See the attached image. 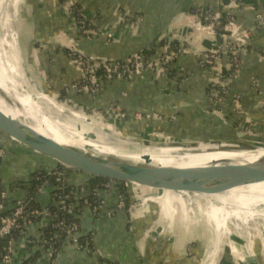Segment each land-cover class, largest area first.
<instances>
[{"label":"crops","instance_id":"crops-1","mask_svg":"<svg viewBox=\"0 0 264 264\" xmlns=\"http://www.w3.org/2000/svg\"><path fill=\"white\" fill-rule=\"evenodd\" d=\"M74 2L82 5L85 17L99 28L100 35L73 33L70 30L73 26L72 18L67 17L59 0H20L18 8L17 5H11L13 12L10 13L7 25L12 30L23 28V38L28 43L27 52L35 62L33 66L26 64L20 48L23 67L27 69L29 79L34 84L28 81L25 74V86L31 89L30 92H36V89L56 100L60 106L65 104L68 107L70 104V108L79 114L117 106L131 120L137 113L158 114L161 117L160 120L151 122L134 121L135 123L128 124L129 120L120 121L122 128L118 132L125 137L140 136L147 128H152L154 132L167 135L168 138L173 137L176 141L181 138L199 140L197 132L208 137L200 139L201 142L204 141L202 143L216 141L218 144H225L229 141L227 144L237 145V142H248V139L256 140L257 137L264 141V23H261L264 18V0H239L238 7L235 8L230 6L231 0ZM197 6L205 9L209 7L214 13L232 15L241 27L249 29L251 33L248 49L242 58L241 74L230 85L229 95L219 108L213 107L209 101L212 72L200 66L201 57L197 55L198 52H204L207 41L202 35L194 43L187 39L188 27L193 21L191 10ZM25 24L31 28L24 26ZM25 29L32 30V34L25 33ZM171 32L176 33L185 45L193 44V51L181 55L170 66L164 78L159 79L147 73L132 83L113 81L104 86L95 97L80 94L71 88L80 75L67 57L65 46L71 38L78 40L80 49L87 55L98 59L118 60L128 54L144 51ZM17 43L18 46L21 44L19 40ZM161 50L162 47H157L155 52ZM229 61V56L224 57L222 65ZM32 70L38 75L39 83ZM238 97L242 105L241 112L234 106V99ZM40 104L38 109L42 114H57L54 106L46 102ZM52 109L55 113H52ZM201 113L209 117H202ZM187 118L192 119L191 123H185ZM219 120L229 124L232 130L222 127ZM233 122L236 125L233 126ZM196 123L197 128L192 126ZM162 125H166L169 130L166 128L164 131ZM96 133L111 137L102 130H97ZM242 137L247 140L241 139ZM99 140L101 139H97ZM127 140L133 143L129 140L134 139ZM107 142H111L113 146L121 144L112 138ZM0 145V149L4 150V155L0 156V203L1 194L5 192V203L12 205L27 194L25 188L11 190L15 182L27 180L37 170L54 169L56 165L49 158L33 152L2 133ZM84 178L80 173H71L67 183L75 185ZM54 190V184L49 183L36 193L34 201L43 209L53 206ZM123 191L125 192L124 187L118 182H110L108 187L97 190V198L105 202L103 210L98 213L80 202L74 204L75 218L80 223V239L89 240V248L79 250L68 240L58 250L38 244L29 247V239L37 240L42 230L48 226L45 220H35L23 227L20 237H14L12 264H206V261H212L211 256L218 264H234L236 257L241 261L239 248L237 247L238 254L229 250L228 244L223 245L217 237L219 233L215 225L214 230L206 213H201L203 219L198 216L192 218V213L189 210L187 212L176 194L170 193L169 197L176 210L172 215L163 211L157 202L149 203L148 207H139L131 214L127 209L117 207ZM127 192L128 208L135 199L129 189L125 193ZM135 192L138 197L151 193L143 189ZM208 233L209 240H205ZM244 248L249 250L248 264H264V255L259 254V248H255L257 258L252 256L255 253L250 250L249 244H245L241 250ZM211 261L209 264H212Z\"/></svg>","mask_w":264,"mask_h":264},{"label":"built area","instance_id":"built-area-1","mask_svg":"<svg viewBox=\"0 0 264 264\" xmlns=\"http://www.w3.org/2000/svg\"><path fill=\"white\" fill-rule=\"evenodd\" d=\"M62 3V8L67 14V17L72 18L74 27L78 30H82L83 34L87 35H100L99 28L90 23L85 17L84 9L80 10L82 21L77 19V8L75 7L74 0H59ZM239 0H231L230 6L232 8L238 7ZM193 21L190 24V32L187 36L188 41L194 43L200 36L207 41L204 52H198L197 55L201 57L200 66L203 69H209L212 72L210 87H209V101L213 107L219 108L227 99L230 92V85L232 82L239 78L242 70V58L246 53L249 46L250 30L241 27L233 18L232 15H223L214 13L210 9H198L192 12ZM78 21V22H77ZM138 21V20H137ZM136 21V22H137ZM261 23H264V18L261 19ZM15 40L16 38L10 34H7ZM166 41L162 46V50L155 54L147 55L144 51L132 54L130 57L121 61L117 60H105L98 59L94 56L87 55L79 47V42L76 39L71 38L68 44L65 46L67 49V57L75 65L79 72V78L74 81L71 88L78 91L80 94L88 95L89 97H95L99 94L104 86L113 81H126L132 83L137 78H140L144 74L150 73L156 78H164L169 70L170 66L184 54L192 52L193 46L190 44L185 45L184 42H180L177 34L171 32L169 35L164 36ZM11 41V40H10ZM201 42V41H200ZM264 53V52H263ZM229 56V63L222 65L224 57ZM264 56V54H263ZM182 75V73H180ZM69 90V88L67 89ZM66 90V91H67ZM234 106L238 112L242 111V105L240 97L234 99ZM115 108L102 109L97 112L107 114L114 112L117 119L121 122L127 120V116L123 114L117 106ZM96 110V109H95ZM94 110V111H95ZM161 117L158 114H142L137 113L133 116L134 121L139 122H151L153 120H160ZM4 155V150L0 149V156ZM72 171L71 168L59 164L53 173L55 190L54 192L61 191V194H52L53 206H57L58 209L72 215L74 220L66 222L57 214H52L48 208L43 209L35 204L31 203L30 198L19 199L15 203V208L12 209L7 215H4L0 219V240L7 239L8 243L6 248L0 250V262L3 264H12L14 255V236L13 233L27 224H31L35 220H45L48 222V226L55 231L66 232L74 246L79 250H82L89 246V241L81 242L80 239V223L75 219L74 204L80 202L83 206H90L95 213L103 210L105 202L102 199L97 198V191H92L85 185L80 186V189H71L69 192H63L65 190L64 184L67 183L68 176ZM112 182V181H111ZM109 183L103 185L102 188L108 187ZM49 184V183H48ZM48 184L42 187L39 191H42ZM125 192L127 189L132 192L135 199L132 204L128 205L124 191L120 195L118 202V209H127L131 214L135 212L139 207H148L149 203L157 202L160 204L161 209L167 210V203L170 193L159 192L152 190L150 194L143 196H136V190L141 189L132 183H121ZM38 191V192H39ZM6 193L1 194L0 210L5 208ZM180 202L184 203V195H177ZM189 197V196H187ZM91 198L94 201H91ZM166 204V205H165ZM191 205V203H188ZM24 221L21 224V221ZM58 235L55 234L53 238ZM41 237V234L39 238ZM51 239L43 236L41 237V246L50 244ZM34 240L29 239V244H34ZM50 248V247H49ZM241 261L236 257L234 264H248L249 250L246 253L241 250ZM28 264V263H26ZM121 264V263H120ZM215 264H218L215 262Z\"/></svg>","mask_w":264,"mask_h":264},{"label":"water","instance_id":"water-1","mask_svg":"<svg viewBox=\"0 0 264 264\" xmlns=\"http://www.w3.org/2000/svg\"><path fill=\"white\" fill-rule=\"evenodd\" d=\"M131 55L128 54L117 61ZM196 109L200 111L198 106ZM201 116L209 117L205 113H201ZM33 120L29 116H13L0 108V133L54 161L56 167L59 164L65 165L76 172L94 178L132 183L159 192L205 197L223 195L236 189L264 184V155L253 161H221L204 165L190 163L188 160H177L169 164L155 163L156 161L150 155L140 160H133L103 154L87 145H81L76 138H72L54 125L55 128H53H57L61 136L67 137V140L74 144L61 143L54 137L38 131ZM219 123L221 126L223 124L222 127L232 130L223 120ZM44 127L47 128L46 125ZM193 140L201 142L200 139ZM247 141L264 148V143L252 139ZM237 143L240 147L246 144L245 142ZM245 147L247 149V146ZM0 148H2L1 145ZM14 208L15 203L12 205L5 203V208L0 210V213H9Z\"/></svg>","mask_w":264,"mask_h":264},{"label":"rangeland","instance_id":"rangeland-1","mask_svg":"<svg viewBox=\"0 0 264 264\" xmlns=\"http://www.w3.org/2000/svg\"><path fill=\"white\" fill-rule=\"evenodd\" d=\"M20 0H5L4 5L3 6V10L1 9V14H0V57L2 59V61L4 62L3 66L5 67L6 71L12 76V77H16L15 81L17 83V89L21 94H31L33 97V101L35 102V104L41 105V102H44L43 100H40L39 96L40 93L39 92H30V88L26 85V79H25V74L26 77L28 79V81L32 84L33 82L31 81V79H29V75L27 74V69H25V67H23V63H22V59H21V55H20V48L23 51V56H24V60L25 63L28 64L29 66L35 63L34 59H32V55L30 53H28V43L25 42V38L24 37V32H23V28L21 30H12L9 29L8 25H6V28L4 27V24H7V22L9 21V17H10V13H12V7L11 5L15 6L17 5V8L19 6ZM197 9H202L203 7L197 6ZM16 10V9H15ZM65 12V11H64ZM6 22V23H5ZM28 21H26L27 23ZM73 24V23H72ZM24 26L26 27H30V25L25 24ZM31 28V27H30ZM190 25L188 27V33L190 32ZM70 30L77 34L78 30L73 26L70 27ZM31 33L32 34V30L30 29H25V33ZM12 36H14L16 39V43L19 40V43H21L19 46H7L3 44V38L4 36H6V34H10ZM82 34V33H81ZM8 40L12 41L11 36H8ZM20 40H22L20 42ZM180 42H182L180 40ZM18 44V43H17ZM193 46V44H192ZM18 50H19V54H18ZM143 52V51H142ZM157 53V52H155ZM153 53V54H155ZM9 55V61H11L17 68V74H14L6 65V60L7 57ZM34 62V63H33ZM24 69V71H23ZM33 71V70H32ZM33 76L34 78L37 80V82L39 83V77L38 75L33 71ZM17 80L19 82H17ZM21 89H20V88ZM53 102H55L56 105H58V108H55L57 110V114H51L49 115L47 112H44L43 115H46L47 119L50 120V122L57 126L58 128H60L61 130H63L64 132L72 135V137L76 138L80 144L84 143L85 141H91L92 143L94 142L96 144V142L99 143H103V144H109L111 145V142H107L109 139H113V140H117V142H121V144L119 145H115L114 147H116L117 149H120L123 153H127V154H160V152L163 153H169L170 151H172L171 149H173L174 147L177 148H183V149H177L174 150L176 152H180L181 151H199L200 150H204L202 148H198V150L196 149L195 151H193V148H197L196 146L198 145L197 143H201L199 145V147H204L206 146L205 144H212V145H219L221 143H215V142H209V143H202L196 140H180V141H176L174 140L175 138L173 137H169L167 135H162L160 133H156L153 131L152 128H147L145 131H143V133H140L139 135L141 136H133V137H125L122 136L121 133H119L118 131H120L119 129L122 128V125H120V119H117L119 117H117V115L114 112L111 113H107V114H102L101 112H97V110L92 111L91 113L88 112L86 115L85 114H79L77 112H74V110L71 107V105L69 104L68 107L64 105L60 106L56 100H54L53 98L49 97ZM41 101V102H40ZM45 103V102H44ZM46 107V106H45ZM44 111V110H43ZM52 113H55L54 110L52 109ZM93 115V116H92ZM85 116V117H84ZM83 117V118H81ZM89 119H87V118ZM95 122H94V121ZM98 124H97V123ZM104 127V128H102ZM194 127H197V123L195 124ZM73 129V130H72ZM81 129V132H80ZM105 129H108L110 131L109 135L110 136H104L101 135L104 139H102L101 136H99L96 132L97 130H102L104 131ZM76 131V132H75ZM78 132V133H77ZM106 132V131H104ZM108 133V132H107ZM200 136L199 139H207V136H203L200 134V132H197ZM90 134V135H88ZM97 139H101L99 141H97ZM126 139H134V140H129V141H133L132 142H128V140L126 141ZM241 139H244V137H242ZM259 139V140H258ZM260 139L257 137L256 141H260ZM244 140H247L244 139ZM249 140V139H248ZM105 141V142H104ZM115 142V141H114ZM160 142L161 144H165V142H172L174 145V147H170L167 149H160L152 146V144L158 143ZM261 143H264V141H260ZM246 144H243L241 147L246 148L245 146H247V149H252V150H256L259 148H262L261 145H255V144H250L245 142ZM172 144V145H173ZM227 144V143H225ZM134 145V146H131ZM187 145H189L188 147H186ZM105 146V145H104ZM113 146V145H112ZM186 147V149H185ZM237 147H240V145ZM130 151V152H129ZM156 192V191H155ZM179 195V194H176ZM189 195H184V203H185V209L189 210L190 214L192 215L191 217H197L201 219H203V215L201 213L204 214V212L206 213L207 218L210 220V222L213 224V228L219 233V239H221V242L223 243L224 246L229 247L230 248H234L238 254V248H243L245 246V244H249V248L250 250L253 251V253H255V248H259V254H263L264 255V206H258L255 210H257V216L249 218L247 222L244 223V220H237L236 218H231L227 224L226 227L223 229H219L213 218L211 217L210 214V208H211V203H214V201H211V198L209 199V197H205V196H195V195H190L189 197H187ZM172 200V199H171ZM188 203H191V205H189ZM173 204V202H172ZM173 209L171 211H174V213L176 212L175 208L172 207ZM168 213V209L165 211ZM199 214H201L199 216ZM215 225V227H214ZM212 228V229H213ZM213 234V232H212ZM205 240H209V233L208 235H205ZM255 243V246H254ZM237 245V246H236ZM238 247V248H237ZM240 248V249H241ZM262 249V250H261ZM232 250V249H231ZM243 252L246 253L247 250H245V248L243 249ZM252 254V253H251ZM257 253L252 254V256H254L255 258H257ZM251 256V255H250ZM211 260L206 261V264H209L210 261L211 263H215L213 261V256L210 257ZM206 260V259H205ZM208 260V259H207ZM249 263V262H248Z\"/></svg>","mask_w":264,"mask_h":264},{"label":"bare ground","instance_id":"bare-ground-1","mask_svg":"<svg viewBox=\"0 0 264 264\" xmlns=\"http://www.w3.org/2000/svg\"><path fill=\"white\" fill-rule=\"evenodd\" d=\"M4 2L5 0H0V12L1 9L3 10L4 8L3 6H5ZM6 25L7 24H4L5 28ZM3 44L7 46H16L17 43L15 40L9 41L8 38L4 36ZM3 64L4 62L0 57V108H2L4 111H6L9 114H12L13 116H24V117L29 116L34 119L33 123L36 129L41 133H43L44 135L54 137L56 140H58L61 143L74 144L71 141L67 140V137L61 136V132H59L57 128L54 129L55 128L54 125L50 122L49 119H47L46 115H43L40 112V109H38V104H35V102L33 101V97H31L32 96L31 94L25 95V94H21L18 91L17 89L18 86L15 81L16 77L15 78L12 77L6 71ZM6 64H7L6 66L14 74H17V68L11 61H9V55L6 60ZM17 82L19 81L17 80ZM35 91L39 92L36 89ZM39 98L40 100H43L44 102L48 103L50 106H54V108H58V105H56L55 102H53L50 98H48L46 94L41 92ZM44 125H46L47 127L46 129ZM104 131L110 133L108 129H105ZM77 142L79 143V141ZM82 144L87 145L103 154L117 155L121 157L131 158L133 160H140L142 157L150 155L153 158V160L156 161L155 163H162V164H169L177 160H188L190 161V163H194L197 165H204V164H209L211 162H221V161H253L264 155V148L250 150L246 148L237 147V145L224 144V143H221L219 145L205 144L206 146L204 147H199L201 143H197L198 144L196 146L197 148H193L192 150L195 151L196 149L198 150V148L199 149L202 148L204 150H200V152L199 151L192 152L191 150L190 151L185 150V151H181L182 153L174 151L183 148L174 147V145H172L173 144L172 142H165V144H161L160 142H158L152 144V146L159 148V150L174 147L173 149H171L172 151H170L169 153L160 152V154H155V153L125 154L120 149H117L112 145L103 144L99 142H96L95 144L94 142L92 143L89 140L85 141ZM188 146L189 145H187L186 147ZM210 198L211 201L212 200L214 201V203H211L212 205L210 208L211 217L213 218L216 226L219 229H223L226 227L227 222L231 218H236L237 220L243 219L245 223L248 221L249 218L258 215L257 210L255 209L258 206H264V184L236 189L228 193H225L223 195L210 196L209 199ZM166 206H168L167 207L168 214L169 215L174 214V211L171 212L172 210L171 199H169ZM230 249H232L233 252L236 251L233 247Z\"/></svg>","mask_w":264,"mask_h":264},{"label":"trees","instance_id":"trees-1","mask_svg":"<svg viewBox=\"0 0 264 264\" xmlns=\"http://www.w3.org/2000/svg\"><path fill=\"white\" fill-rule=\"evenodd\" d=\"M75 5H76L75 7L77 8V11H78L77 14H76V16H77L76 18L79 19L80 21H82L83 19H82L80 10H83V7L78 2H75ZM206 9H210V8L209 7H206ZM197 10L198 9L196 7H193L192 10H191V12H194V11H197ZM79 33H82L83 34L82 30H80ZM165 41H166V38H164V37L160 38L159 41L157 40V41L153 42L149 48L145 49L144 50V53L147 54V55L153 54V52H155V50H156L157 47L160 48V47H162L164 45ZM119 61H121V60H119ZM122 105H124L123 102H122ZM177 114H181V113H177ZM189 119L190 118H187L185 120V123L186 124L187 123H191L192 119H190V120ZM199 119H202V118H199ZM127 120H129L128 121V124L131 123V122L132 123H135L134 120H131V117L130 116H127ZM203 121H206V120L203 119ZM234 124L236 125L235 122H233V126H234ZM192 126H195V124H193ZM149 127H152V126H149ZM155 127L156 126H154V128ZM161 128H164V131H165V129L167 127H166V125H162ZM182 128H184V124H182ZM195 128H197V127H195ZM194 130H192V131L194 132ZM168 134H170V133H168ZM54 171H55V168L54 169L39 170V171L37 170L36 172H33L31 174V176L27 180H21L19 182H15L10 189L12 190V189H16V188H19V187L20 188H25L26 191H27V194H26L25 198H30L31 199V203L32 204H35L36 206H38L37 203L34 201L35 195L46 184L53 183L54 182V178H53ZM71 173H80V172H76V171L72 170L70 172V174ZM80 174H82L83 176H85L84 180H82L80 183H77L75 185L65 183L64 184L65 190L63 192L66 193V192H69L71 189H74L75 190L76 188L77 189H80V186H82V185H85L88 188H91L92 191H97V190L101 189L104 184H106L108 182H111L109 180H104V179H101V178H94V177H91V176L86 175V174H83V173H80ZM118 183H120V182H118ZM141 189H143L145 191H148V192L149 191L152 192V190H149V189H146V188H141ZM56 193L61 194V191H58V192L55 191L54 192V195ZM124 195L126 196V198L129 197L128 196V192L127 193L124 192ZM91 201H94V199L91 198ZM126 201H128V198H127ZM48 210L52 214H57V216L60 217V219H63L66 222H71L72 220H74V217L72 215H70V214H68V213H66V212L58 209L57 206H55V207L54 206H51V207L48 208ZM7 214L8 213H5V212L0 213V219H1L2 216L7 215ZM23 223H24V221L22 220L21 221V224H23ZM21 234H22V230H21V228H19L18 230H16L13 233V236L15 238H18V237L21 236ZM55 234H57L58 236L56 238H53V236ZM43 236L47 237L48 239H51L50 244L45 245L43 247H45V248H49L50 247L53 250H58L60 246H62L63 244H65L67 242V240L68 241H71L70 236L66 232H63V231H55V230H53L51 228V226H47V227H45L42 230L41 237H43ZM41 237L40 238H37V240H35L34 244H29V247L36 246L37 244L40 245L41 244V242H40ZM81 239H83V238H81ZM83 240H81V242H84ZM7 243H8L7 239L0 240V250H3L4 248H6ZM32 260L34 261V258H32Z\"/></svg>","mask_w":264,"mask_h":264}]
</instances>
